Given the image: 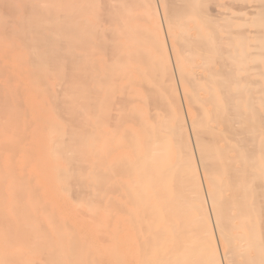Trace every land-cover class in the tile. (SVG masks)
Returning a JSON list of instances; mask_svg holds the SVG:
<instances>
[{
  "label": "bare ground",
  "instance_id": "bare-ground-1",
  "mask_svg": "<svg viewBox=\"0 0 264 264\" xmlns=\"http://www.w3.org/2000/svg\"><path fill=\"white\" fill-rule=\"evenodd\" d=\"M211 1L0 0V264H264V12Z\"/></svg>",
  "mask_w": 264,
  "mask_h": 264
},
{
  "label": "rangeland",
  "instance_id": "rangeland-1",
  "mask_svg": "<svg viewBox=\"0 0 264 264\" xmlns=\"http://www.w3.org/2000/svg\"><path fill=\"white\" fill-rule=\"evenodd\" d=\"M171 1V0H170ZM173 1H175V2H177V0H173ZM228 1V2H227ZM231 1V2H230ZM237 1V2H236ZM252 1V2H251ZM262 1V4H261V2H260V0H245V2H244V0H235V2H234V0H220V2H219V4H220V6H216L217 4H213L212 3V1L211 2H208V5H207V3L205 2V5L204 6H206V7H204L203 6V9L204 10H207L208 9V13H213V14H215V13H217V11L218 12H223L222 14H224L225 12H227V13H225L224 14V16H226V17H231V16H234V15H236L237 17H236V19L235 18H233V17H231L234 21H235V24H238V25H243L244 23L242 22V21H239L238 19L240 18V20H243V18L244 19H246V18H248V19H255V20H257V17L256 16H254L253 18H251V16H247L248 15V13L250 12V10H251V12L253 11V12H255V11H259V12H264V10H262V9H264V0H261ZM234 2V3H233ZM251 4H250V3ZM178 4H179V2H177ZM212 3V6L211 5H209V4H211ZM228 3V4H227ZM231 5H235V7H233L234 9H232V7L230 6V4ZM237 3V4H236ZM239 3V4H238ZM243 3H244V6H245V4H246V6L247 7H251L250 9L249 8H247V7H245V8H247L246 9V11H245V8H243L242 10H241V12H240V10H238L237 8L238 7H236V5L238 6H240V8H241V6H243ZM259 3H260V5H259ZM223 4V5H222ZM241 4V5H240ZM250 4V5H249ZM253 4V5H252ZM159 5V4H158ZM227 5L228 6H230V7H227ZM252 5V6H251ZM255 5H258V7H255ZM208 6V7H207ZM224 6V7H223ZM159 7V6H158ZM260 7V8H259ZM219 8V9H218ZM223 8V9H222ZM240 12V14H243V13H245L244 15H240L239 14V12L238 11H236V9ZM239 8V9H240ZM254 8V9H253ZM218 9V10H217ZM259 9V10H258ZM222 10V11H221ZM229 10V11H228ZM232 10V11H231ZM249 10V11H248ZM159 11H160V9H159ZM211 11V12H210ZM207 12V11H206ZM230 12V13H229ZM234 12H236L234 15H233V13ZM238 12V13H237ZM227 14H229V15H227ZM240 16V17H239ZM241 16H242V19H241ZM235 17V16H234ZM255 20H254V22H255ZM237 22V23H236ZM240 23H242V24H240ZM253 25H254V23H253ZM256 25V24H255ZM163 26H165V24H164V22H163ZM11 51H13V50H11ZM9 55V54H8ZM14 56V57H13ZM9 57L11 58V60L9 61L8 59H9ZM14 58H16L17 59V55H16V53L15 52H11L10 53V56H8L7 57V59H5V63L8 65V63H10V64H14V67L15 66H17L18 64V62L16 61V59H14ZM14 59V60H13ZM16 61V62H15ZM12 62V63H11ZM14 62V63H13ZM183 106H184V108H185V104H183Z\"/></svg>",
  "mask_w": 264,
  "mask_h": 264
}]
</instances>
